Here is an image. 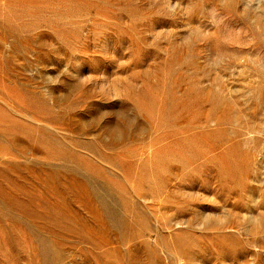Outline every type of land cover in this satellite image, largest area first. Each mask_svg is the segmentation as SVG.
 I'll list each match as a JSON object with an SVG mask.
<instances>
[{"label":"rangeland","instance_id":"1","mask_svg":"<svg viewBox=\"0 0 264 264\" xmlns=\"http://www.w3.org/2000/svg\"><path fill=\"white\" fill-rule=\"evenodd\" d=\"M0 264H264V0H0Z\"/></svg>","mask_w":264,"mask_h":264}]
</instances>
